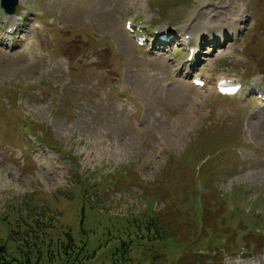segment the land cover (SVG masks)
<instances>
[{"label":"rangeland","instance_id":"obj_1","mask_svg":"<svg viewBox=\"0 0 264 264\" xmlns=\"http://www.w3.org/2000/svg\"><path fill=\"white\" fill-rule=\"evenodd\" d=\"M19 2L17 15L27 19L22 35L30 30V36L14 43L19 31L6 39L7 29L0 30V255L12 254L19 239L12 232L21 229L22 218L37 214L46 222L53 213L75 236L78 215L85 230L95 231L98 238L80 237L94 252L87 264L123 262L122 243L128 251L146 245L152 253L163 246L166 254L152 257L154 264H190L188 244L179 241L194 226L186 213L193 172L195 188L207 201L234 202L220 218L234 220V229L235 218L245 222V230L234 234L243 235L245 243L256 240L251 253L264 245L263 223L251 217L264 216V107L220 99L214 89L224 76L242 80L248 89L264 84V0H136L133 11L125 0ZM133 12L147 29L149 41L142 49L123 33ZM34 21H41L40 54L34 46L22 55L32 42ZM188 28L194 29L192 36L202 31L195 39L197 44L202 39L195 70L178 40ZM152 30L175 34L163 53ZM197 76L207 82L204 88L191 84ZM8 146L16 149L10 152ZM174 171H179L175 177ZM121 175L124 191L93 198L90 189L83 209L82 190L74 181L83 176L98 183ZM29 197L38 206L32 212ZM183 198L184 207L178 205ZM90 199L110 212L90 209ZM145 205L156 213L167 210L185 233L177 234L180 224L173 218L159 223L156 240L126 237L136 235L137 224L134 215L122 216L141 215ZM57 233L63 242L57 226L39 238L57 239ZM196 247L202 254L211 249L228 254L215 245ZM231 249L228 244L225 250ZM239 252L235 247L231 255L215 257L216 264H264V246L247 261ZM131 254L123 264H146L139 257L132 261Z\"/></svg>","mask_w":264,"mask_h":264},{"label":"trees","instance_id":"obj_2","mask_svg":"<svg viewBox=\"0 0 264 264\" xmlns=\"http://www.w3.org/2000/svg\"><path fill=\"white\" fill-rule=\"evenodd\" d=\"M226 206V203L217 204L208 200L199 216L195 215L192 211H186L194 226L182 237V240L179 242L188 244V249L192 255H189L190 264H192L193 260L205 258L199 254L202 247L197 248L196 246H217L219 243L229 241L230 236L233 238L234 233L232 232V227L225 226L226 218H220ZM11 207L13 208V205ZM29 208L31 212L35 210L30 206ZM15 210H17V207H15ZM54 214H56V211H54ZM44 215L46 214H43V216ZM47 216L49 218L45 219L46 222H43V219H41L37 214H33V216L31 215L28 218H22L20 222L22 223V226L20 227L21 229L15 233L21 237V244L12 249V254L9 255L6 252L8 254V258L4 255H0V264H87L84 260L87 261L93 258L94 252L88 249V245L85 244V242H82L81 246L78 247L71 233L62 234L64 240L63 242L59 241V234H56L57 239H54L49 235L48 240L42 242L39 237L44 235L45 230L49 229L54 231L55 229L53 223V213L51 215L47 213ZM33 217H37L38 219L34 220ZM173 218V216L169 217L168 212L154 216H135V224H137V227L135 228L134 225L133 229L136 235L132 236L128 233L126 237L129 239L135 237L136 240L144 242L156 240L159 238V234L161 236V233L158 231L159 223L163 220L170 221ZM176 220L180 224V231L177 232V234L180 232L185 233L181 230L182 222L178 219ZM235 221L241 220L235 218ZM93 223H96L94 219ZM42 225H45L44 230ZM81 233L86 234L87 231L83 229ZM129 247L131 246L129 245ZM237 247H240V245L237 244ZM122 250L126 252V257L123 258V262L117 264H123L126 262L129 252H132L131 255L132 257L134 256V260L139 257L140 261H145L146 264H154L153 259H151L152 257H164L166 254V250L163 246L162 248H159L157 252L154 251L152 253L146 245L143 247L137 246L136 250L131 247L128 251L125 243H122ZM214 252L216 253V256L220 255V251L216 250ZM115 254L116 253H114V255ZM91 264H94V262L91 261ZM110 264L116 263H114L112 259Z\"/></svg>","mask_w":264,"mask_h":264},{"label":"water","instance_id":"obj_3","mask_svg":"<svg viewBox=\"0 0 264 264\" xmlns=\"http://www.w3.org/2000/svg\"><path fill=\"white\" fill-rule=\"evenodd\" d=\"M17 0H3V7L9 12H13ZM245 257V256H243Z\"/></svg>","mask_w":264,"mask_h":264},{"label":"bare ground","instance_id":"obj_4","mask_svg":"<svg viewBox=\"0 0 264 264\" xmlns=\"http://www.w3.org/2000/svg\"><path fill=\"white\" fill-rule=\"evenodd\" d=\"M8 23H9V25H10L9 28H12V27H15V26H16L15 22L12 21V20H9ZM25 27H26V26H25ZM21 32L25 34V28H24V26H23V29L21 30ZM193 32H194V29H191V28H190L189 34H190L191 36L194 34ZM172 42H173V41H170V43H172Z\"/></svg>","mask_w":264,"mask_h":264}]
</instances>
